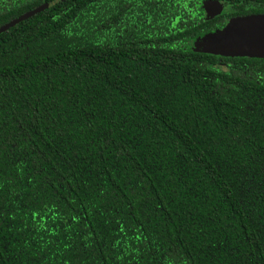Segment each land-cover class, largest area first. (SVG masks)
I'll return each mask as SVG.
<instances>
[{
	"label": "trees",
	"instance_id": "16d2710c",
	"mask_svg": "<svg viewBox=\"0 0 264 264\" xmlns=\"http://www.w3.org/2000/svg\"><path fill=\"white\" fill-rule=\"evenodd\" d=\"M38 7L0 31V264H264V56L190 46L264 0H0V27Z\"/></svg>",
	"mask_w": 264,
	"mask_h": 264
},
{
	"label": "water",
	"instance_id": "95a60500",
	"mask_svg": "<svg viewBox=\"0 0 264 264\" xmlns=\"http://www.w3.org/2000/svg\"><path fill=\"white\" fill-rule=\"evenodd\" d=\"M216 5V9L209 14L218 12L221 5L217 2H209L205 9L209 10L210 5ZM40 9L35 8L17 19L9 21L0 31L13 25L18 20L32 14ZM208 13V12H207ZM199 49L221 55L229 56H264V16H248L233 18L225 23L222 29L215 33L206 34L200 38Z\"/></svg>",
	"mask_w": 264,
	"mask_h": 264
},
{
	"label": "rangeland",
	"instance_id": "374dc122",
	"mask_svg": "<svg viewBox=\"0 0 264 264\" xmlns=\"http://www.w3.org/2000/svg\"><path fill=\"white\" fill-rule=\"evenodd\" d=\"M208 3H209V1H205V2L203 3V10H204V12H205V15H210V14H209L210 12H212V11H214V10H217V9H216V8H217L216 5L214 4V5H210V6H209V10L206 11L205 6H206ZM207 12H208V13H207ZM200 38H201V37L192 40L191 43H190V46H191L192 48H198V47H199L198 44L196 45V46H198V47H195V45L193 46V44L199 42V41H200Z\"/></svg>",
	"mask_w": 264,
	"mask_h": 264
},
{
	"label": "flooded vegetation",
	"instance_id": "af4514ba",
	"mask_svg": "<svg viewBox=\"0 0 264 264\" xmlns=\"http://www.w3.org/2000/svg\"><path fill=\"white\" fill-rule=\"evenodd\" d=\"M194 46V45H193ZM196 47H198V46H196Z\"/></svg>",
	"mask_w": 264,
	"mask_h": 264
}]
</instances>
